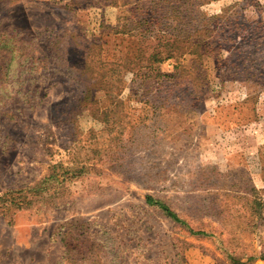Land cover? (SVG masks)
<instances>
[{"label":"rangeland","instance_id":"1","mask_svg":"<svg viewBox=\"0 0 264 264\" xmlns=\"http://www.w3.org/2000/svg\"><path fill=\"white\" fill-rule=\"evenodd\" d=\"M263 257L264 0H0V264Z\"/></svg>","mask_w":264,"mask_h":264},{"label":"trees","instance_id":"2","mask_svg":"<svg viewBox=\"0 0 264 264\" xmlns=\"http://www.w3.org/2000/svg\"><path fill=\"white\" fill-rule=\"evenodd\" d=\"M185 40H188L189 38H184ZM173 41H180L181 42V37L179 36H175L174 37V40ZM145 201L148 203V204H151V205H155L157 207H159L161 209V211L166 215V216H169L171 217L173 220L175 221H178V222H181V223H184V220H182L178 214L173 210L171 209L165 202H163L161 199H158V198H155L153 197L152 195L150 194H147L145 196ZM198 232H202V233H206V232H203L202 230H198ZM264 258V257H263Z\"/></svg>","mask_w":264,"mask_h":264}]
</instances>
